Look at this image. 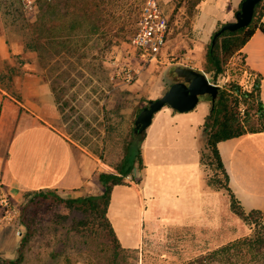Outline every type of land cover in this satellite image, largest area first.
Here are the masks:
<instances>
[{
  "label": "rangeland",
  "instance_id": "obj_1",
  "mask_svg": "<svg viewBox=\"0 0 264 264\" xmlns=\"http://www.w3.org/2000/svg\"><path fill=\"white\" fill-rule=\"evenodd\" d=\"M104 1H101L102 13L99 12L103 21L97 22L100 28L94 33L92 21L84 16L80 6L78 10L71 9L76 2L80 5L84 0H43L32 13L26 12L19 0H0V30L4 24L9 36L21 42L25 50L21 62L33 66L22 72L38 74L56 90L61 109L52 121L77 144L98 151L104 163L115 166L125 154L140 110L153 97H162L171 82L178 80L175 68L195 66L205 72L211 40L204 38L201 25L196 27L200 10L193 5L195 0H159L170 21L167 45L160 62L141 72L143 66L131 59L128 67L134 80L127 83L126 73L116 76L117 66L111 57L127 61L126 54L147 0ZM63 3L70 5L71 10L55 19L59 23L57 31L66 35L65 48L57 46L54 39L49 48L33 50L31 25L39 22L46 6ZM206 74L212 81L213 74ZM7 76L0 72L1 79ZM253 81L251 75L239 69V60L233 59L226 65L224 74L212 82L231 90L233 84L244 89L251 87ZM202 97L197 107L204 104ZM247 107L240 105L242 117ZM195 109L190 112L196 113ZM204 112L205 108L201 109L198 117ZM203 132L204 128L200 139L197 138V151L193 135L192 170L176 165L178 151L168 146L169 143L154 153L148 180L160 193L158 197H150L146 188L143 194L135 187L116 189L114 211L123 222V242L127 248L116 259L106 235L94 227L84 228L81 222L86 216L76 210L59 216L48 214L37 220L34 234L22 247L28 233L21 223L25 202L12 196L1 178L0 264H14L19 259L17 264H188L251 236L254 229L234 213L226 189L211 183L214 171L201 161L198 166ZM9 144V139H0V156L6 158ZM103 169L111 171L106 165ZM218 175L224 179L221 172ZM186 213L193 219L191 226H184ZM179 214L182 224L178 223ZM171 219H178L177 223H169ZM166 221L169 222L165 224Z\"/></svg>",
  "mask_w": 264,
  "mask_h": 264
},
{
  "label": "crops",
  "instance_id": "obj_2",
  "mask_svg": "<svg viewBox=\"0 0 264 264\" xmlns=\"http://www.w3.org/2000/svg\"><path fill=\"white\" fill-rule=\"evenodd\" d=\"M243 1L202 2L198 7L200 12L196 27L201 25L204 38L211 40L221 24L235 21ZM261 22L264 23V15ZM242 52L247 67L262 77L260 94L264 104V33L257 30ZM24 53L21 42L12 39L3 24L0 30V72L8 76L0 78V139L10 141L6 158L0 156V176L5 188L19 200L27 192L46 189H57L63 197L68 198L102 195L105 189L100 175L115 173V166L104 163L98 151L77 144L52 121L58 117L59 109L53 87L36 73L22 72V69L33 67L29 62H21ZM160 97L158 95L153 99ZM202 99L204 104L195 109L196 113L184 114L166 107L155 115L153 124L144 134L142 149L145 168L137 169L132 179H128L131 186L126 187L140 189L142 194L146 188L150 197L159 196L158 190L148 180V172L151 161L155 160L154 153L165 149L167 143L178 151L179 161L176 165L193 169V135L197 151V138L200 139L212 108L209 95ZM203 108L205 112L198 117ZM218 147L230 185L244 208L248 212L264 211V132L222 141ZM198 153L199 166L200 149ZM103 165L111 171L104 170ZM121 186L125 185L114 188L108 216L125 247L123 222L114 211L116 189ZM189 198L191 200L192 195ZM186 214L187 223L184 226H191L193 219ZM177 217L178 223L182 224L180 214ZM178 219H171L165 224H176Z\"/></svg>",
  "mask_w": 264,
  "mask_h": 264
},
{
  "label": "trees",
  "instance_id": "obj_3",
  "mask_svg": "<svg viewBox=\"0 0 264 264\" xmlns=\"http://www.w3.org/2000/svg\"><path fill=\"white\" fill-rule=\"evenodd\" d=\"M101 1L84 0L80 5L76 2L71 8L78 10V6H80L84 16L89 17L92 21L94 33L98 32L100 28L97 22L103 21L99 12L102 13L101 4L105 1L103 0V3ZM203 1L195 0L192 2L197 8ZM69 8L70 5L67 6L63 3L60 5H48L42 10L43 13L39 22L31 25L33 50L49 48L50 42H54V39L57 40V46L65 48L66 35L61 30L57 31L59 23L56 21L55 16H66L71 10ZM263 15L264 0L258 4L254 20L249 27L236 32L226 31L216 40L215 44L212 36L205 67L206 73L213 74L212 81L218 80L224 74L226 65L233 59L239 60V69L251 75L254 81L252 84L250 83L251 87H245V89L240 84H233L231 90L223 88L220 91L215 106H212L211 112L207 116L203 127V140L200 146L201 164L209 166L215 174L211 183L217 188H221L220 186L222 185L226 189L231 196L232 210L254 229V233L243 240L219 248L209 255L188 264H214L218 261H222L224 264H264V211L253 210L248 212L244 208L230 187L229 174L218 147L222 141L238 138L249 133L264 132V104L260 94L262 77L247 67L245 55L242 52L257 30H261L264 33V23L261 22ZM57 51L61 52V49ZM53 91L58 108L61 109L60 98L57 96L54 87ZM242 103L248 106L245 117H242L239 112V107ZM63 104L65 105V103ZM144 140L145 135H136L133 130L132 138L125 147V154L122 160L115 165L116 172L102 173L100 175V182L105 189L100 196L87 195L77 198H65L57 189L25 193L23 196L25 204L22 208L21 223L28 229V233L23 238L22 247L34 234L32 230L37 220L48 214L59 216L61 213L64 214V212L76 210L86 216V219L81 222L84 228L94 227L98 229L99 233L106 235L107 240L112 244L115 259L121 252L127 251V248L122 245L117 235L108 212L114 188L120 185L131 186L128 177L135 175L137 169L145 168L142 152ZM219 172L224 175V179L219 177ZM20 254L22 255V248H20ZM18 262H20V259L14 264Z\"/></svg>",
  "mask_w": 264,
  "mask_h": 264
},
{
  "label": "water",
  "instance_id": "obj_4",
  "mask_svg": "<svg viewBox=\"0 0 264 264\" xmlns=\"http://www.w3.org/2000/svg\"><path fill=\"white\" fill-rule=\"evenodd\" d=\"M263 0H244L242 8L236 14V20L225 23L213 35V43L226 31L236 32L247 28L254 20L256 8ZM178 80L174 81L168 91L158 99H152L137 116L134 132L143 135L153 124L155 115L166 106L186 113L194 110L200 103L201 97L209 95L214 107L222 86L213 83L208 75L194 67L178 65L175 68Z\"/></svg>",
  "mask_w": 264,
  "mask_h": 264
},
{
  "label": "built area",
  "instance_id": "obj_5",
  "mask_svg": "<svg viewBox=\"0 0 264 264\" xmlns=\"http://www.w3.org/2000/svg\"><path fill=\"white\" fill-rule=\"evenodd\" d=\"M41 1L19 0L22 8L28 13L34 12ZM169 32L170 21L159 0H147L140 15L137 33L131 41V49L126 54L127 61L122 62L117 56L111 57L112 63L117 66L118 73L116 76L126 73L127 83L134 80V75L128 67L131 65L128 63L131 59L132 61H139L143 66L140 68V72L147 66L160 62L161 54L168 42ZM128 58L130 59L128 60ZM128 179H132V176H129Z\"/></svg>",
  "mask_w": 264,
  "mask_h": 264
}]
</instances>
